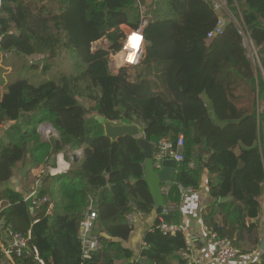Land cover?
<instances>
[{
  "label": "trees",
  "instance_id": "obj_1",
  "mask_svg": "<svg viewBox=\"0 0 264 264\" xmlns=\"http://www.w3.org/2000/svg\"><path fill=\"white\" fill-rule=\"evenodd\" d=\"M159 4H166L165 12H159ZM226 6L247 30L264 73V0H226ZM218 17L222 33L208 38ZM141 18L147 20L142 62L159 64L168 99L154 94L141 74L131 80L128 68L109 69L110 54L121 48L120 25L136 28ZM102 38L108 48L91 50ZM62 48L84 64L78 74L38 85L17 79L0 97V182L19 167L22 180L29 178L32 170L49 167L52 154L64 153L69 162L66 171L39 177L41 190L31 208L27 192L0 190L5 206L0 219L29 234L21 256L12 259L18 264H35V256L42 264H141L130 261L132 251L123 245L132 231L127 214L155 210L140 256L153 264H187L182 233L164 234L159 227L160 209L144 182L145 157L136 138L125 135L112 142L96 116L139 123L142 136L154 145L162 138L175 143L182 135L183 159L164 196L176 205L172 222H179V185L195 190L204 183L209 199L201 209L203 224L230 238L239 253L257 248L264 199V78L247 57L234 19L205 0H0L1 53L52 60ZM42 123L56 135L41 140ZM74 151L78 158L72 161L68 153ZM229 194L232 200L218 202ZM92 198L108 237H99V250L82 262L78 223ZM247 264H264V252Z\"/></svg>",
  "mask_w": 264,
  "mask_h": 264
},
{
  "label": "built area",
  "instance_id": "obj_2",
  "mask_svg": "<svg viewBox=\"0 0 264 264\" xmlns=\"http://www.w3.org/2000/svg\"><path fill=\"white\" fill-rule=\"evenodd\" d=\"M209 2L214 9H223L226 8V0H205ZM231 17L234 19L236 24L238 25L240 29V33L242 34L243 39V46L244 41H247L252 49L254 50L255 58L259 61L258 56L256 54V47L254 46L253 41L251 40L247 30L240 26L233 15L231 14ZM147 20L144 18H141V21L139 25L136 28H130L127 25H120V30L123 33V37L121 39V48L116 53H111L109 58V69L112 73H117L120 68H128V74L129 78L131 80H135L137 74L131 72V70L139 64V60L143 56L142 50L144 47V37H143V29L146 26ZM222 27H223V20L221 17H218L216 24L213 29H211L207 33V37H214L215 35L222 33ZM133 32L140 35L142 37L141 43H140V49L136 51V62L130 63L127 60L124 59V57L127 55L126 48L124 45L127 42V37L131 35ZM245 48V46H244ZM144 52V50H143ZM121 53H125L123 56ZM249 53V52H248ZM246 52L247 57H251ZM142 55V56H141ZM248 57V58H249ZM252 58V57H251ZM253 59V58H252ZM142 60V59H141ZM252 63L253 60H251ZM182 147H183V137L182 135H179L176 139L175 143L170 141L167 138H162L158 141L157 145H155L154 150L152 152V159H153V166L156 170H159L162 166V162L164 160L173 159L176 163L181 161L183 159L182 156ZM70 155V153H68ZM63 160L64 159V153L58 154V163L55 167H49L47 172L50 174H56L59 172H64L68 169L69 163H67V167L60 169L59 171H56L59 167V157ZM164 193L166 194L169 187L164 186L163 188ZM208 189V187H206ZM180 190V196L181 199L185 196L186 193L193 191L191 187H182L179 185ZM33 203H35L33 201ZM4 205L0 202V212L4 209ZM176 205L173 203L167 204L165 202L164 206L160 209V213H170L171 210H175ZM127 218L130 220V214H127ZM160 229L164 234H174L176 232H181L184 241H185V249L182 252V256L184 259H187L188 264H202L201 260L197 258L196 256H193L192 254V234L189 230V228L182 222L177 223H165L160 218ZM106 223L102 221L99 217L98 210H97V204L96 199L92 198L87 203L86 209L82 215L81 220L78 223V238L80 240V259L83 261L89 260L92 255L99 250L100 248V241L99 237H108L105 229ZM4 230L6 233L11 237V241H7L5 245H1L0 252L3 256L11 259V257L21 256L22 252L28 245L29 240V234L23 235L20 232L13 231L11 226L4 225ZM204 232L206 235V240L214 247V254L212 256V261L215 264H227L231 260L235 259L238 256L239 250L233 245V242L228 237H218L215 232L208 229L206 226L204 227ZM35 259L37 262L42 264V261L35 256Z\"/></svg>",
  "mask_w": 264,
  "mask_h": 264
},
{
  "label": "rangeland",
  "instance_id": "obj_3",
  "mask_svg": "<svg viewBox=\"0 0 264 264\" xmlns=\"http://www.w3.org/2000/svg\"><path fill=\"white\" fill-rule=\"evenodd\" d=\"M149 1H151V0H148V2ZM159 8H160L159 12H161V11L165 12L164 10L166 9V4H164V6L159 4ZM224 11L231 16V12L229 11L228 6H226ZM244 46H245L246 52L247 53L249 52L248 54L253 59L249 56L248 57L251 60H253V62L255 61L253 63V66H254V70H255L256 74H257L256 69H257V67H259V71L264 78V73L261 70L260 63H259V61L256 60L257 58H255V55H253L254 50L252 49V47L250 46V44L247 41H244ZM96 48H108L107 39L102 38V39L94 42L91 46V50H95ZM142 53H143V50H142ZM256 54L258 56L257 49H256ZM121 55L123 56V53H121ZM110 58H111V56H110ZM110 58H109V60H110ZM141 59H142V57H141ZM141 59L139 60V64L136 65L131 70V72L136 73V74H141V77L147 78L151 82V88H152V91L154 94L159 93L164 97H165V94L168 95L169 93L167 92V89L164 85L163 77H162L161 73H160V75L158 74V70H156V67H155V64L157 65L158 63L153 61L150 64H145L142 62ZM83 65L84 64L82 63V61L79 60L75 56L73 51L66 50L64 48L59 50L57 55L55 56V58L52 60L46 59L45 56L42 54H34V55H30V56H21V55H16V54H3L0 52V87H1L0 97H1V94L3 93L5 86L9 82H12L14 80L24 79V80L28 81L29 83L38 85V84L45 82L47 80L56 79L63 74L67 75V76L76 75L82 70V68L84 67ZM155 79H157V81ZM79 100L86 107H89L91 104V101L85 97H80ZM132 123L138 125L141 128V125L139 123H135V122H132ZM38 132L40 134L41 140H48L51 136L56 135V132L54 131L52 126L48 123L40 124L38 126ZM58 154L56 155V162H55L56 164L54 165V167L58 163ZM64 161H66V160H64ZM40 168H42V169H40ZM40 168L34 169L31 172V173L34 172V175H35L33 183L35 182L36 179L40 180L39 177L43 173H46L47 170L49 169V167H47V168L40 167ZM17 170L20 171V174L22 173L21 167H19ZM36 170L38 171L37 173L39 174L37 177H36L37 173H35ZM16 171H15V173H16ZM18 171H17V173H18ZM28 179H30V178L23 179L22 182H24V180H28ZM34 184H33V187L37 188L38 183L36 182ZM6 242H5V244H6ZM5 244H3V245H5ZM5 260H6L5 258H0V263L5 264L6 262L9 261L7 264H10V263L12 264V262H14V263L16 262V260L14 261L13 259H12V262L9 259L6 261Z\"/></svg>",
  "mask_w": 264,
  "mask_h": 264
},
{
  "label": "crops",
  "instance_id": "obj_4",
  "mask_svg": "<svg viewBox=\"0 0 264 264\" xmlns=\"http://www.w3.org/2000/svg\"><path fill=\"white\" fill-rule=\"evenodd\" d=\"M155 67L156 70H158V74L160 75L161 72H160L159 64L157 65L155 64ZM155 80L157 81V79ZM165 98L167 99L170 98L169 94L168 95L165 94ZM61 160L64 162V164L66 163L63 159ZM60 168L63 169L65 167H60ZM17 171L14 174V176L11 177L8 181L0 182V190L5 187H9L18 191H22L24 193L26 191L27 192L26 197H27L34 190H36V187H33V184L36 182L38 183L39 180L36 179L35 182L33 183V180L35 178L33 172L29 177L30 179L24 180V182H22V175L20 174V171H18V173ZM37 172L38 171L36 170L35 173ZM38 175L39 174L37 173L36 177ZM206 187L207 186L203 183L198 189H195L185 194L178 208L179 222L184 223L189 228L192 234V253H193L192 255L199 258L202 264H215L211 259L214 254V247L206 240V235L204 232L205 225L201 220V209L206 205V202L209 199V197L207 196L208 189H206ZM129 214H130V220L129 219L128 220L132 225V231L130 233L129 238L126 241H124L123 245L132 251V258L130 259L131 261V260H136V258L140 257V252L144 245L143 234L146 230H148L152 226L157 216V213L155 212V210H152L151 213L149 214H144L137 210H132ZM158 218L160 219V215L158 216ZM259 220H260V231H261L260 239H259V244H260V240L264 238V199L262 200V208H261ZM5 242L6 240H4V238L0 236V247L1 245L5 244ZM259 244L257 248L252 249L247 253H243V254L239 253L235 259L231 260L227 264H247L249 261L258 260L262 253V251L259 249ZM244 246L247 247L245 244ZM0 258H5L6 260L9 259L5 256H0ZM9 260H11L12 262V257Z\"/></svg>",
  "mask_w": 264,
  "mask_h": 264
},
{
  "label": "water",
  "instance_id": "obj_5",
  "mask_svg": "<svg viewBox=\"0 0 264 264\" xmlns=\"http://www.w3.org/2000/svg\"><path fill=\"white\" fill-rule=\"evenodd\" d=\"M262 19V18H261ZM263 20V19H262ZM264 100V93H263ZM98 121L102 124L104 135L108 137L112 142L116 139L123 137L125 135H129L136 138V144L142 149L145 163H144V182L148 188L149 194L151 196L152 204L154 208L161 209L165 204V193L163 191V187H170L174 183V175L175 168L177 163L173 159L164 160L162 162V166L159 170H156L153 166L152 152L154 150L155 145L149 141H147L142 136V129L133 123H124L121 121H111L104 119L102 116H96ZM11 123H8L6 127H8ZM70 157L72 161H75L78 158L77 152H71ZM56 155L52 154L49 160V167H53L56 163ZM42 181H38V185L36 190H34L31 194H29L25 198V202L28 206L32 207V200L35 199L38 193L41 190ZM234 197L232 194L227 196H222L218 198V202H226L232 200ZM160 218L165 223L172 222V214L171 213H160ZM5 220L0 219V236L4 238L6 241H11V237L4 230ZM259 249L264 252V238L260 240ZM136 261L141 264H153V262L149 259L138 257ZM35 264H40L36 262Z\"/></svg>",
  "mask_w": 264,
  "mask_h": 264
},
{
  "label": "clouds",
  "instance_id": "obj_6",
  "mask_svg": "<svg viewBox=\"0 0 264 264\" xmlns=\"http://www.w3.org/2000/svg\"><path fill=\"white\" fill-rule=\"evenodd\" d=\"M142 40V37L135 32H133L131 35L127 37V43L124 45L125 48L130 49V51L127 52V55L124 57L125 60H127L130 63L136 62V50L138 46L140 45ZM63 167H67V164H63ZM60 169H56V171H59Z\"/></svg>",
  "mask_w": 264,
  "mask_h": 264
},
{
  "label": "bare ground",
  "instance_id": "obj_7",
  "mask_svg": "<svg viewBox=\"0 0 264 264\" xmlns=\"http://www.w3.org/2000/svg\"><path fill=\"white\" fill-rule=\"evenodd\" d=\"M127 43V42H126ZM140 49V45L138 46V48H137V50L136 51H138ZM126 50H128V51H130V49H128V48H126ZM127 51V52H128ZM125 54V53H124ZM123 54V55H124ZM136 56H137V54H136ZM62 158H61V156L59 157V165H60V167H63V164H64V162L61 160ZM60 167H58L59 169H61Z\"/></svg>",
  "mask_w": 264,
  "mask_h": 264
}]
</instances>
